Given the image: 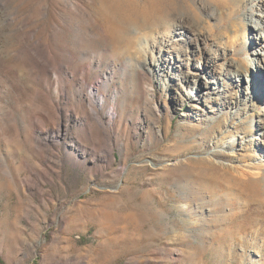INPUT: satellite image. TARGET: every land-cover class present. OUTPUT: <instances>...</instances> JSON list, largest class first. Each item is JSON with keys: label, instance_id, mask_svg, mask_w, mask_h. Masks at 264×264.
Here are the masks:
<instances>
[{"label": "rangeland", "instance_id": "1", "mask_svg": "<svg viewBox=\"0 0 264 264\" xmlns=\"http://www.w3.org/2000/svg\"><path fill=\"white\" fill-rule=\"evenodd\" d=\"M187 1L218 71L255 60L249 27ZM151 2L0 0V264H264V172L246 169L264 168V90L241 123L214 94L165 89L151 62L179 56L169 20L137 34L148 65L129 60ZM184 64L175 78L212 80ZM243 132L258 139L229 148Z\"/></svg>", "mask_w": 264, "mask_h": 264}, {"label": "bare ground", "instance_id": "2", "mask_svg": "<svg viewBox=\"0 0 264 264\" xmlns=\"http://www.w3.org/2000/svg\"><path fill=\"white\" fill-rule=\"evenodd\" d=\"M193 2L199 5V8L202 12H205L208 19L215 21L216 19L218 20L222 18V20L227 22H231L235 19L238 21V24H241L244 27H249L250 31L254 33L253 35L256 34L258 36L257 45H261L259 48L253 50L255 60L250 59L249 63L246 59L239 61L231 60L227 65V69L222 68L223 70L218 71L212 62H210V58H208L197 46L196 42L199 40L204 42L205 37L202 38V35L200 34V27H198L199 21H193L190 19L189 12H195V8L192 5V2L190 3L187 0H152L151 4H149L151 7L152 19H148L149 14L147 11L145 12L144 9V12H141L143 17L142 21H139V25L136 24L133 27V41L129 50L127 49L130 54L129 60L132 61L142 57L144 59L143 63L145 66L148 65L147 60L144 58L146 45L141 38L137 36V34L141 32V30L149 27L162 26L165 21L169 20L173 27V32L172 37L167 41L168 46L172 49L178 45L180 46V52L179 56L177 55L178 57L176 58V61L169 63L171 64L170 66L169 64H164L161 56L153 59L151 62V65L158 76L164 77L163 80H160L161 84H163L165 89L169 90L175 89V86L179 85L178 87H182L186 91L188 90L187 95H189L191 99L195 98L197 103H204L210 99H214L212 97V94H214L220 100L216 110H213L214 113L219 111L221 112L222 104L227 102L229 106L232 105L231 118L238 119L241 123H247L249 115L246 111L254 110L257 105V101L255 100L257 95H255V93H251L250 90H264L262 86L264 79V44L262 45V42H264V0H193ZM219 12L225 13L221 15V17L218 16ZM149 20L152 21L154 25L148 26L147 22ZM131 27V24H127L118 32L123 34L124 32L129 31V28ZM237 39L238 38L234 36L233 42ZM197 55H200V59H203L201 65H198V62L196 63V61H198L195 58ZM180 57L185 59H180ZM186 59L191 61L193 67H197V69L199 68L207 74L209 73L212 80H205V82H202L200 80L201 76L193 71L189 72L188 76L175 78L176 75H174L173 72H175V69L180 68L182 65L184 66V61ZM171 79H173V82ZM174 79H177L178 82H176V80L174 82ZM233 82L237 84L239 92L235 95V99L232 98L234 101L229 102L227 101L229 98L226 99V94L230 93V85H232ZM211 83H213L215 87H213ZM220 84L221 87L219 86ZM192 90L196 93V96L192 94ZM211 90L213 91L211 92ZM91 97L94 98L93 92H91ZM242 112L245 114L244 117L241 116ZM215 120L216 118L214 116L209 119L211 124L214 123ZM241 134L243 135L235 134L236 136H233L232 140L229 142V148L235 146L236 139H241V141L237 143L241 147L246 148L251 147L252 142L258 139H253L252 135H248L244 132ZM219 139V137H216L217 142H219ZM260 141L262 142V140ZM257 152H259L257 154L259 157L264 154V144L263 146H259V148H257ZM257 160L258 163L262 161V159ZM246 169L250 172L252 177L258 176V170H262L264 172V168L261 167H247ZM239 175L240 176L236 177L237 182L241 185L247 186L246 170L242 169Z\"/></svg>", "mask_w": 264, "mask_h": 264}]
</instances>
